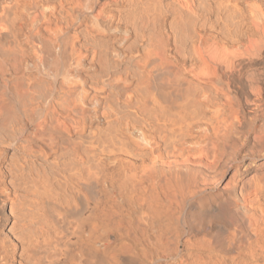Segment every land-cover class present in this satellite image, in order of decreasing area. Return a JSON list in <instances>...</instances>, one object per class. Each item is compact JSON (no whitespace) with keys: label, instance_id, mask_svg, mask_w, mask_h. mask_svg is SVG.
Returning <instances> with one entry per match:
<instances>
[{"label":"bare ground","instance_id":"6f19581e","mask_svg":"<svg viewBox=\"0 0 264 264\" xmlns=\"http://www.w3.org/2000/svg\"><path fill=\"white\" fill-rule=\"evenodd\" d=\"M0 202V264H264V0H0Z\"/></svg>","mask_w":264,"mask_h":264},{"label":"rangeland","instance_id":"374dc122","mask_svg":"<svg viewBox=\"0 0 264 264\" xmlns=\"http://www.w3.org/2000/svg\"><path fill=\"white\" fill-rule=\"evenodd\" d=\"M122 67H123V68H122ZM126 67H127V64H126V66H125V64H124V65H121V66H120V69H119V67H117V69H115L114 71H115V72H118V71H119V73H123V71H126ZM127 68H128V67H127ZM118 69H119V70H118ZM122 69H123V71H122ZM124 69H125V70H124ZM116 70H118V71H116ZM120 70H121V72H120ZM85 75L88 76V77L91 76V75H89V74H85ZM118 85H119V87H120L119 89H118V88H115V89H114V87H113V90H112V88H108L107 90L103 91L102 93L100 92L99 94H101V95L105 94V96H104V97H105L104 100H105L106 98H108V97L111 95V93H109L110 91H111V92L114 91L115 93L119 94V95L116 96V94L112 93L115 97L112 98V100H111V98L109 97L108 99H110L111 101L108 100V101L110 102V103H108V104H113L115 108H117V109H121V108H122V109H124V110L121 109L122 111H126V110H127L126 108L130 107V105L132 104V103H128V101L126 100V95H127L130 91L134 92V91L136 90L134 87H136V86H135V84H133V85L129 86L130 89H127L128 86L125 87L122 83H121V84L119 83ZM118 85H117V87H118ZM120 85H122V86H120ZM132 86H134L133 89H132ZM121 87H122L124 90H123ZM121 90L124 91L125 94H124L123 92H121ZM126 90H127V91H126ZM129 90H130V91H129ZM108 91H109V92H108ZM106 93H107V94H106ZM108 94H109V95H108ZM241 95H242V94H241ZM107 96H108V97H107ZM242 96H244L245 98L248 97V95L246 96V94H244V95H242ZM242 96H241V98H240V102H241V110L244 112L245 117H246V115L249 114L248 119H249V118H250V119H253V121H255L256 124L258 123L257 125H259V124L262 122V121L260 120V118H261V113H263V112H260V111H259V112H257V113L255 114V109L252 108V103H250V102H251L250 99H249L250 97H248V99H247L248 102H247L245 99L242 98ZM118 97H120L119 100L116 99V98H118ZM123 97H124L125 101H123V100H124ZM121 99H123V100H122L123 102L121 101ZM242 100H244V101H246V102H243ZM105 101H106V100H105ZM105 101H104V103H105ZM120 101H121V102H120ZM102 103H103V101H102ZM244 103H245V104H244ZM247 103H248V104H247ZM249 103H250V104H249ZM106 104H107V103H106ZM106 104H105V105H106ZM246 104H247V105H246ZM103 105H104V104H103ZM243 105H244V106H243ZM248 105H250V108H251L252 111L250 110V108L248 107ZM246 108H247V110H246ZM125 109H126V110H125ZM249 110H250V112H249ZM245 112H246L247 114H246ZM248 112H249V113H248ZM251 113H253L252 115H255L256 118H255L254 116H251ZM258 115H260V116L257 117ZM254 119H256V120H254ZM259 120H260V121H259ZM63 137H64V136H62L61 138L59 137V138H60V141H63V140H64L65 137H64V138H63ZM21 195H22V196H20V197H19V200H18L20 203H25V202H27V201H29L30 203H33L32 200H31V198H33V197H31V195L29 196V199H28V200H27V198H28V194H27V195H24V193H23V194H21ZM23 195L25 196V198H24ZM30 197H31V198H30ZM21 201H22V202H21ZM19 202H18V203H19ZM0 203H1V202H0ZM0 208L2 209L1 211H3L4 213H6V212L8 211V207H2V206L0 205ZM3 212H2V213L0 212V213H1L0 215H4ZM1 225H2V224H1V222H0V229L2 228Z\"/></svg>","mask_w":264,"mask_h":264}]
</instances>
